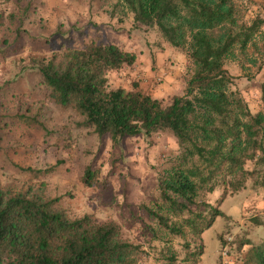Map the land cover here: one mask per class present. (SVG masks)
<instances>
[{"label": "trees", "instance_id": "obj_1", "mask_svg": "<svg viewBox=\"0 0 264 264\" xmlns=\"http://www.w3.org/2000/svg\"><path fill=\"white\" fill-rule=\"evenodd\" d=\"M119 3L135 24L156 27L166 43L185 51L190 71L182 93L164 103L137 81L127 89L111 87L108 73L137 60L134 51L111 42L89 41L51 53L37 63L39 83L50 101L81 117L77 128L109 136L112 146L126 137L162 131L176 138L178 152L158 177L157 196L140 208L151 239L161 244L162 264H182L173 239L184 240L188 249V237L200 240L215 218L224 215L205 195L222 186L221 203L264 171V82L259 88L262 108L254 113L226 68L234 59L242 67L248 61L257 69L264 66V18L242 20L234 0ZM15 117L47 129L26 114ZM57 164L23 170L37 178ZM94 177L87 167L82 182L90 186ZM44 185L15 190L0 182V264L138 263L145 251L142 244L124 238L116 221L98 222L88 213L70 217L57 206L60 197L47 196ZM242 243L249 245L244 264H264V240ZM202 252L190 251L184 261L194 259L193 264Z\"/></svg>", "mask_w": 264, "mask_h": 264}, {"label": "rangeland", "instance_id": "obj_2", "mask_svg": "<svg viewBox=\"0 0 264 264\" xmlns=\"http://www.w3.org/2000/svg\"><path fill=\"white\" fill-rule=\"evenodd\" d=\"M234 1L242 20L264 18V0ZM89 41L120 45L139 58L137 64L108 73L111 87L127 89L137 81L164 103L182 93L190 71L185 51L166 43L156 27L135 24L119 0H0V182L15 190L44 182L46 195L60 197L57 206L68 216L88 213L98 222L116 221L122 236L145 250L137 264H162L161 244L151 239L140 205L157 196L158 177L178 152L176 138L162 131L126 137L119 146H112L109 136L77 128L81 117L50 101L39 83V60ZM158 54L166 62L160 67ZM226 68L250 110L259 111L264 66L257 69L248 61L242 67L234 59ZM166 84L171 86L167 96L162 92ZM19 114L35 118L47 129L35 122L26 124L15 117ZM56 163L52 171L37 178L23 170ZM87 167L95 172L90 186L82 182ZM262 175L264 171L249 177L245 187L221 203L222 186L205 195L224 215L215 218L200 240L188 237V249L183 248L184 240L173 239L178 262L192 263L194 259L184 261L187 253L201 248L193 264H222L224 248L229 264H244L249 245L241 241L250 239L256 245L264 240ZM254 218L263 224L256 225Z\"/></svg>", "mask_w": 264, "mask_h": 264}, {"label": "crops", "instance_id": "obj_3", "mask_svg": "<svg viewBox=\"0 0 264 264\" xmlns=\"http://www.w3.org/2000/svg\"><path fill=\"white\" fill-rule=\"evenodd\" d=\"M156 59H157V61H158V63H159V67L160 66H162L163 65V63H166V62H163L164 60L162 59V57L158 54L157 55V57H156ZM137 61H139V58L137 57V60H136V62H135V64H137L138 62ZM170 87L171 86H168V84H166V86L164 87V90L162 91V92H164L165 91V94H166V96L168 95L167 93H168V91H170L169 89H170ZM155 90H158V88H155ZM149 93L151 94V95H153V96H155L156 98H158L159 96H157V94L156 93H154L153 94V91L151 90V91H149Z\"/></svg>", "mask_w": 264, "mask_h": 264}, {"label": "built area", "instance_id": "obj_4", "mask_svg": "<svg viewBox=\"0 0 264 264\" xmlns=\"http://www.w3.org/2000/svg\"><path fill=\"white\" fill-rule=\"evenodd\" d=\"M221 255H223V262L222 264H229L226 259H227V255H228V252L227 250H225L224 248L222 249V252H221Z\"/></svg>", "mask_w": 264, "mask_h": 264}]
</instances>
